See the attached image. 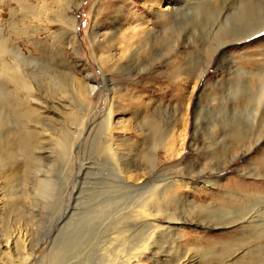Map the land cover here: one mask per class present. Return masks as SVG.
<instances>
[{
  "label": "rangeland",
  "instance_id": "1",
  "mask_svg": "<svg viewBox=\"0 0 264 264\" xmlns=\"http://www.w3.org/2000/svg\"><path fill=\"white\" fill-rule=\"evenodd\" d=\"M26 1L38 3L37 0ZM156 1L159 3L156 7L164 8L171 0ZM16 5L13 0H0V32L8 35L9 43L18 45L25 54L37 59V63H30L24 69L30 75L36 73L35 78L42 87L39 94L43 97L44 94L50 95L48 102H56L57 89L52 87L46 76L50 71L59 74L63 84L73 79L75 85L88 76L85 82L93 91L90 95L81 96L71 94L67 86L68 93L64 95L66 109L57 107L54 110L56 115H52V107L47 109L43 106V115H52L55 120L51 123L39 120L56 131L55 138L38 143L35 141L36 133H33L32 144L27 148L15 147L10 159L9 153L0 151V198L3 201L0 241L9 237L20 242L19 249H12V259L4 258L2 262L20 264L26 252L30 254L29 264H73L76 231L88 214L84 210L95 200V193H100L96 192L102 187L99 182L106 176L113 178V163L119 168L120 161L130 159L131 167L146 179L168 176L184 182H176L175 190L188 200L213 201L220 207L229 204L244 206L249 203L247 200H233L226 197L224 191L264 194V176L257 174L256 167L258 157L264 151V138L246 150L245 146L236 148V141L229 136L233 133L232 123L246 114V109L235 106L238 104L236 97L241 92L239 82L243 80L244 86L255 84L258 76L251 71L257 69L255 60L262 61L264 30L249 36L242 35L239 39L237 36L230 38L244 33L249 27L235 15L223 19L225 11L215 13L206 21L201 18V11L191 7L176 16L178 25L172 35L163 28L169 21L156 18L155 13L150 12L147 0H58V4H52L47 10L48 13L52 16L54 12L64 13L62 9H65L73 16V28L53 21L48 24L51 32H37L34 39L23 42L24 30L33 31L32 21ZM179 6L185 7L181 3ZM156 7L154 9H158ZM220 22L225 23L222 33L227 44L218 50L213 48L212 31ZM139 24L155 28L156 34L152 38L149 36L150 39L144 43L133 36L129 48H137V51L127 53L123 48L128 45L130 30ZM106 90L108 94L111 90V105L116 110L112 122L117 126L109 129L108 136L104 133ZM17 94L21 96L22 92ZM234 95L235 101H232ZM221 100L224 108L227 107L224 117L218 112ZM243 100L240 99L242 104ZM232 106L236 107L235 111ZM146 117H154L158 126H162L161 131L168 129V133H172L167 134L172 135L169 136L172 144H168L172 149L149 147L144 136L147 133L144 129ZM223 118L227 119L225 126L221 123ZM3 124L11 126L9 122ZM3 124H0L2 128ZM66 131L69 137L73 133L74 140L71 161L67 163L59 157L63 147L56 143V136L64 137ZM167 135L163 138L166 139ZM163 138L160 135L158 139ZM105 144L109 145L111 154H116L117 161L111 159L110 153L104 149ZM142 151L148 152L147 158L142 157ZM151 153H155V158L152 159ZM12 162L14 173L4 177L5 165L12 166ZM45 177L52 181L49 192L41 189L40 181ZM206 180L216 182L206 187L202 184ZM263 202L262 198L252 203L264 213ZM171 207L181 208L179 203H172ZM77 215L82 216L78 218ZM243 224L217 225L199 219L186 220L179 230L184 236L173 242L176 254L167 252V245L163 244L157 252L144 253L140 261L143 264H167L181 255L184 256L181 260L199 261L203 257L202 248L213 246L218 250V239L233 240L250 229ZM256 244L260 246L258 251H264V239L256 241ZM243 248V244L236 242L228 258L236 261L233 253L240 254ZM210 259L203 257L200 263L223 264L219 263L222 259ZM248 259V254L243 255L242 260Z\"/></svg>",
  "mask_w": 264,
  "mask_h": 264
},
{
  "label": "bare ground",
  "instance_id": "2",
  "mask_svg": "<svg viewBox=\"0 0 264 264\" xmlns=\"http://www.w3.org/2000/svg\"><path fill=\"white\" fill-rule=\"evenodd\" d=\"M13 1L21 7L22 10H24L23 12L26 14L25 16L30 17L32 21V24L30 25L32 28L31 30L33 31L27 32V29L24 30L23 34L25 37L24 40H22L23 42L31 41L33 36H36L37 32H48V24L53 21H59L65 25L69 24L68 26H71L72 28L74 26L73 16L71 17L65 9H62V11L64 10V13L54 12L52 13V16L48 13L49 11L47 10H50L52 4H58V0H37V5L31 4L26 0ZM147 1L150 5V12L155 13L156 18H164L169 21L167 26H162L163 28L165 27V31H170V34L172 33V35L178 25V21L175 20L177 19L176 16L184 13L186 8L189 10L191 7L201 11V18L203 17L206 21L209 20V18L215 13L219 14L225 11L223 13V19H228L229 16L235 15V18H239L249 27L244 33L232 35L230 38L233 36L235 38V36H237L236 38L239 39L242 35L249 36L264 30V0H171L164 8L161 6V8L156 7L159 4L156 0ZM190 1H192V3ZM180 3L185 7L181 8L179 6ZM153 6L158 9H154ZM55 10H57V8ZM141 25L142 24L136 26V29L135 26L131 28L128 45L123 48L127 51V53H135L137 51V48L130 50V44L133 42L130 41V38L133 36H137V40L144 43L146 40L150 39L149 36L152 38V35L156 34L155 28H146L145 25ZM224 25V22H220L212 31L214 49L219 50L227 44L225 42L226 39L224 38L226 36L222 33V26ZM29 33L31 34L29 35ZM93 33L95 32L92 30V36L95 37L96 34ZM7 36L0 32V124L9 122L11 126L7 125V127L3 124L4 128H2L0 125V151L4 154L9 153L10 155L8 159H10L13 156L12 151L15 147L18 148L23 146L27 148L29 146L32 142V137L35 138L33 133H36L35 141L38 143H43L44 140L49 138H55L56 131L50 130L48 127L49 124L46 126V122L49 123L54 119L51 116L56 115L54 110H56L57 107L66 109L64 95L68 93L67 86L70 88L69 90H71V94L77 93L81 96H86V94L90 95L93 88L85 82L87 81L88 76L83 78V82H77L75 85L73 79H71L72 81L63 84L61 81L63 78L61 79L59 74L50 71V73L46 74L48 79L47 81L51 83L52 87L54 86L53 88L57 89L56 92L58 95L55 103H52L51 100L48 102L47 97L50 95L44 94L43 97L41 93L39 94L42 87L40 85L41 83H39V81L35 78L36 73H31L30 75V73L24 69V67H28L30 63H37V59L25 54L18 45L11 44V42L9 43L10 40ZM133 56L135 57V54ZM260 58H262V61L255 60L254 62L257 69L255 71H251L253 74L258 76L255 79V84L244 86L243 80L239 82L241 92L239 93L240 96L236 97L238 104L235 106L238 105L240 109H246V114L236 123L235 121L232 123L233 133L231 132L232 135L228 134L232 140L236 141V148L239 146H245L247 147L246 150H248L255 141H259L264 138V49ZM19 91L22 92L21 96L17 94ZM106 91L104 105V123L106 124V129L104 133L107 135L109 134L110 128H117V126H115V123L112 122V116L116 110L112 107L113 105H111L113 102L112 97L109 96L111 90L109 91V94L108 90ZM66 97H69V95ZM240 99H244L243 103L247 104H242ZM223 100L220 101L221 107H219L220 109L218 112L219 115L221 114L224 117L225 109L227 107L224 108ZM231 100L235 101V95ZM43 106L47 107V109L52 107L53 114L49 117L47 115L44 116L42 113ZM235 106H232L233 111L236 109ZM70 114H72V112H70ZM151 118L146 117L147 125L145 126L146 128H144L146 129L145 131H147L144 136L146 140L149 141V147L165 146L167 151L171 147L168 145L171 143L169 139L170 135H167L170 132L168 133V129H163V131H161L160 128L162 129V126L159 127L160 124L158 126L156 121L153 120L154 117L153 119ZM39 119L45 120L46 122L44 123L42 120L41 122ZM221 123L222 126H225L227 124V119L223 118ZM10 127H13V130L10 129ZM48 129L49 132L46 131ZM79 132H81V130H79ZM67 134L68 136H66ZM66 135L64 137L60 135L56 136V139H58L56 140V143L57 146L59 145L60 147H63V151H60L59 157L63 162L67 163L71 161L74 140L72 139L73 133L70 137L68 132ZM78 135H80V133ZM160 135H162V138L166 135L168 137L160 140L158 139ZM245 140H248V146V143H246ZM37 148L40 147L37 146ZM105 148L109 154L111 152L109 145L105 144L104 149ZM143 151L141 154L142 157L147 158L148 155L146 153L148 152ZM154 154L151 153L152 159L155 158ZM109 155H111V159H113V161L118 160L116 159V154L110 153ZM129 160H126V162L120 161L121 167L119 168L113 163V169L111 171V177L113 178L108 179L109 177L106 176L104 180L102 179L101 182H99V185L102 187L98 191L93 189V191L95 190L100 193H95V196H93L95 200L91 201V204L89 203L90 207L86 206L87 209L82 208L85 209L84 212L87 211L88 214L85 218L83 217V224L79 223L80 225L77 231L75 230L78 236L76 235V241L74 240L76 244L73 249L75 252V260L73 264H143L140 261L142 255L148 251L157 252L163 244L167 245V252L175 253L173 242H178V240L184 236L179 231L180 226L184 221L187 220L190 222L192 219H199L201 221L217 225L239 222V224L242 223V225L245 223L246 226L250 228L247 231L242 232L239 237L234 238L233 240H214L217 243H220L218 250L214 249L213 246L202 248L200 251L202 253L201 256L205 257L206 260L207 258H219V260L222 259L219 263L223 264H264V251H258L260 246L256 244V241L259 242V240L264 239V213L263 210L260 209L259 211V209L253 206L252 203L258 199H264L263 193L255 194L251 191L239 192L234 190L224 191L226 193V197L232 198L233 200H247L249 203L244 206H241L240 204H229L225 207H220L213 201L202 203L193 199L188 200L182 196L178 190H175L176 182H180L181 184H184V182L177 179H171L168 176H161L160 178L155 179L143 178L138 174L135 167H131V163H128ZM263 164L264 151H262V154L258 157L257 166L255 165L258 168L257 174H262L264 176ZM11 165L12 166L5 165L8 167H5L2 171V175H4V177L5 175H12V173H14L15 170L12 169L13 162ZM260 170H262V173L259 172ZM215 182L216 181L206 180L203 181L202 184L203 186L208 187L213 185ZM40 184L43 186V188H41L43 189L42 191L49 192V189L52 186V181L48 177H45V179L40 181ZM1 194L2 193L0 192V195ZM172 203H179L181 208H178L179 210H176L177 208H172ZM2 207L3 201L0 198V211ZM81 216H78V218ZM74 228L76 229V227ZM236 242L243 244L244 248L240 249V254H236L235 250L232 251H235L233 254L234 257L236 256L237 258V260L235 259L236 261H233L228 257L231 256H229V254L232 250L233 244ZM19 244L20 242L18 239L9 237L5 241H0V264H7V261L2 262L1 259H12L11 254L15 251L14 247L19 249ZM70 247L71 246H69V248ZM12 249L14 250L13 252ZM24 254L25 259L23 262H20V264H29L30 254L26 252ZM245 254H248L249 257L247 261L242 260V257L243 255L245 256ZM203 257H200L198 259L199 261H189V259L181 260L184 258V256L181 255L175 257L174 262H168L167 264H203L200 263L201 258Z\"/></svg>",
  "mask_w": 264,
  "mask_h": 264
}]
</instances>
